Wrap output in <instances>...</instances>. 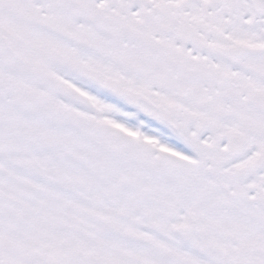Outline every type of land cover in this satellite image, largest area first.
<instances>
[{"label":"snow or ice","instance_id":"1","mask_svg":"<svg viewBox=\"0 0 264 264\" xmlns=\"http://www.w3.org/2000/svg\"><path fill=\"white\" fill-rule=\"evenodd\" d=\"M0 264H264V0H0Z\"/></svg>","mask_w":264,"mask_h":264}]
</instances>
